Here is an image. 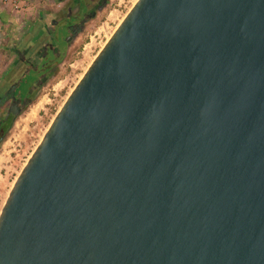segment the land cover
Here are the masks:
<instances>
[{"label": "water", "instance_id": "1", "mask_svg": "<svg viewBox=\"0 0 264 264\" xmlns=\"http://www.w3.org/2000/svg\"><path fill=\"white\" fill-rule=\"evenodd\" d=\"M0 264H264V0H138L16 178Z\"/></svg>", "mask_w": 264, "mask_h": 264}, {"label": "flooded vegetation", "instance_id": "2", "mask_svg": "<svg viewBox=\"0 0 264 264\" xmlns=\"http://www.w3.org/2000/svg\"><path fill=\"white\" fill-rule=\"evenodd\" d=\"M120 1L34 0L22 17L5 11L0 40V144L6 127L9 130L26 113L58 73L67 72L69 55L85 29L101 23L104 13Z\"/></svg>", "mask_w": 264, "mask_h": 264}, {"label": "rangeland", "instance_id": "3", "mask_svg": "<svg viewBox=\"0 0 264 264\" xmlns=\"http://www.w3.org/2000/svg\"><path fill=\"white\" fill-rule=\"evenodd\" d=\"M33 1L23 0L19 9L11 6L8 8L14 10H10L13 15L22 17L23 11L31 6ZM136 1L121 0L119 5L109 8L104 13L101 23L85 29L75 42L73 53L69 55L67 62L71 65H65L67 72L58 73L51 85L44 89L26 113L5 134L0 144V212L16 178L55 116ZM0 31L2 32V29Z\"/></svg>", "mask_w": 264, "mask_h": 264}, {"label": "crops", "instance_id": "4", "mask_svg": "<svg viewBox=\"0 0 264 264\" xmlns=\"http://www.w3.org/2000/svg\"><path fill=\"white\" fill-rule=\"evenodd\" d=\"M17 1H19V0H16L15 2H17ZM0 10H1V12H0V29H2V23H3V20H5V17H6V15H5L6 12L5 11H10V10H13V9L12 8L9 9L8 6L4 5L3 2L0 0ZM16 11H19V10H16ZM3 34H4L3 30H2V32L0 31V40L3 37Z\"/></svg>", "mask_w": 264, "mask_h": 264}, {"label": "built area", "instance_id": "5", "mask_svg": "<svg viewBox=\"0 0 264 264\" xmlns=\"http://www.w3.org/2000/svg\"><path fill=\"white\" fill-rule=\"evenodd\" d=\"M4 5L14 7L15 9H19L21 6L20 3H22L23 0H19L15 2L16 0H1ZM19 4V5H18Z\"/></svg>", "mask_w": 264, "mask_h": 264}, {"label": "trees", "instance_id": "6", "mask_svg": "<svg viewBox=\"0 0 264 264\" xmlns=\"http://www.w3.org/2000/svg\"><path fill=\"white\" fill-rule=\"evenodd\" d=\"M7 130H8V128L6 127V130H5L4 134H6Z\"/></svg>", "mask_w": 264, "mask_h": 264}, {"label": "bare ground", "instance_id": "7", "mask_svg": "<svg viewBox=\"0 0 264 264\" xmlns=\"http://www.w3.org/2000/svg\"><path fill=\"white\" fill-rule=\"evenodd\" d=\"M137 1H138V0H137ZM137 1H136V2H137ZM136 2H135V3H136Z\"/></svg>", "mask_w": 264, "mask_h": 264}]
</instances>
